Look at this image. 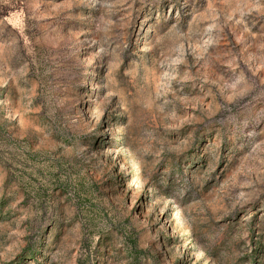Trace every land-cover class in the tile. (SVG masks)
<instances>
[{
	"label": "rangeland",
	"instance_id": "obj_1",
	"mask_svg": "<svg viewBox=\"0 0 264 264\" xmlns=\"http://www.w3.org/2000/svg\"><path fill=\"white\" fill-rule=\"evenodd\" d=\"M0 264H264V0H0Z\"/></svg>",
	"mask_w": 264,
	"mask_h": 264
}]
</instances>
